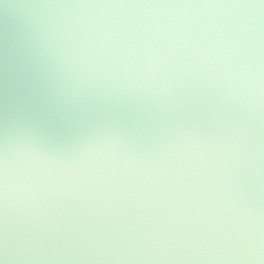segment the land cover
<instances>
[{"label": "water", "instance_id": "1", "mask_svg": "<svg viewBox=\"0 0 264 264\" xmlns=\"http://www.w3.org/2000/svg\"><path fill=\"white\" fill-rule=\"evenodd\" d=\"M0 180L3 264H264V0H0Z\"/></svg>", "mask_w": 264, "mask_h": 264}, {"label": "clouds", "instance_id": "2", "mask_svg": "<svg viewBox=\"0 0 264 264\" xmlns=\"http://www.w3.org/2000/svg\"><path fill=\"white\" fill-rule=\"evenodd\" d=\"M0 195H3L5 197L7 195V184L3 180H0ZM261 258L262 257L260 255H256V256L252 257V259H256V260H259ZM0 264H3V261H0Z\"/></svg>", "mask_w": 264, "mask_h": 264}]
</instances>
